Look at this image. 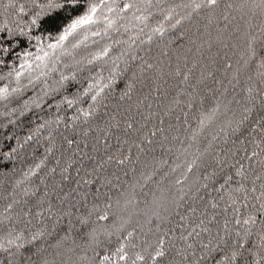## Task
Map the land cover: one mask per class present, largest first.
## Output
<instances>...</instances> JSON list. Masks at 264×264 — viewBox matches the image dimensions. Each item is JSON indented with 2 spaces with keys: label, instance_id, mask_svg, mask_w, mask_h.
Instances as JSON below:
<instances>
[{
  "label": "snow or ice",
  "instance_id": "1",
  "mask_svg": "<svg viewBox=\"0 0 264 264\" xmlns=\"http://www.w3.org/2000/svg\"><path fill=\"white\" fill-rule=\"evenodd\" d=\"M66 3L77 6L79 0ZM53 6L64 4H48ZM151 7L152 0H145L144 9ZM182 7L191 10L186 19L207 11L209 24L220 9L223 26L217 28L215 41L209 36L195 48L191 60L176 53L175 70L166 75L175 81L177 94L162 114L149 113L140 123L130 115L133 109L139 113L149 99L133 102L138 86H147L157 97L161 91L157 79L147 83V73L155 69L160 78L165 76L157 67L163 61L153 63L148 54L135 53L138 35L117 41L128 47L115 58L109 55L112 47L105 46L87 61L88 66L103 63L98 69L90 67L95 71L91 83L57 105L73 112L66 121L54 122L55 134L50 132L47 143L26 157V168L16 166L17 148L0 153V264H264V0H191ZM103 8L113 11L103 0L89 3L58 35L45 38L55 41L47 44L48 50L35 37L43 53L35 59L48 68L43 63L47 58L55 70L57 50L63 54L69 37L101 22L98 11ZM134 8L140 10L125 3L119 11ZM24 11L19 7L20 14ZM237 20L240 27L233 35L243 29L245 41L240 64L255 68L256 76L249 75L241 93L233 94L241 68L229 76L233 65L226 62L225 83L201 60L205 45L208 51L213 43L218 49L230 46L224 33ZM104 22L109 28L114 23L106 17ZM139 33L147 36L139 44L151 46L165 30L160 25L145 33L141 27ZM0 34L27 37L19 41L25 46L33 39L23 29L13 33L7 23ZM191 43L196 45L195 40ZM17 55L24 61L20 69L31 68L27 58L32 53ZM161 56L171 53L162 51ZM21 74L17 72L18 80ZM209 80L212 84L202 87ZM66 81H76L75 74H61V85ZM7 96L8 89H0V99ZM178 110L179 127L165 128L164 118ZM154 117L157 122L149 128ZM33 139L28 136L24 144ZM155 145L174 159L157 160ZM113 236L118 242L114 251L101 250Z\"/></svg>",
  "mask_w": 264,
  "mask_h": 264
},
{
  "label": "trees",
  "instance_id": "2",
  "mask_svg": "<svg viewBox=\"0 0 264 264\" xmlns=\"http://www.w3.org/2000/svg\"><path fill=\"white\" fill-rule=\"evenodd\" d=\"M50 2L53 5L57 3L64 4V7L56 8L53 6L49 8L48 4ZM93 2L100 3L101 0H79L77 6L68 5L66 0H0V27L7 23L13 33L23 29L29 36L33 37L31 43L25 46L24 43L19 41H26L27 37L13 35L8 38L5 34H0V48H10L7 54L0 52V60L4 61V64H0V84L9 78L11 79L12 74L15 72L13 69L17 70L20 64L24 62L22 56L17 55L18 53L22 54L25 51L32 53L27 60L33 55L42 54L36 45L35 37H40L44 41L43 47L47 50V44L55 41L54 39L45 38L58 35L59 31L67 27L72 20L83 15L87 11L88 4ZM103 2L111 5L113 11L109 12L107 8H103L102 13L98 11V15L102 16L101 22L87 30H78L77 35L69 37V40L65 42L64 53L61 54L60 50H57L59 59L54 65L55 70H52V62L46 59L45 62L46 64L48 63V68L41 71V75L35 78L21 77L23 79L18 83L19 89L17 91L8 90L7 99H0V153L7 151L11 147L17 148V168H26L30 162L26 157H31L39 145L47 143L49 133H54L56 128L54 122L58 118L66 121L67 116L72 114V109H67L65 105L60 107H57V105L61 103L65 96L72 98L77 88H84L88 83L92 82L89 77L94 75L95 71H91L90 67L98 69L99 65L103 63V61H97L95 66H88L87 61L96 52H100L105 46H111L112 51L109 55L115 58L116 55H119L121 51L127 48L126 44H117V41L129 40L131 34L135 31L136 37L139 35V39H147L144 33H139L141 27H144L145 33H150L152 28L163 26L165 30L163 38L154 37L151 46L147 44L140 45L139 39H137V43L134 46V51L137 55L144 56L148 54V58L153 63L163 61V63H157V67L161 68L165 73L163 78L158 76L155 69L147 73L148 84H151L153 79H157L161 84V91L158 97L155 92L150 93L147 86H138L140 90L134 96L133 102L138 99L142 100L144 96L149 97L146 104L141 106L139 113L135 109L130 113V115L135 117L137 123H140L144 122V118L149 113L162 114L166 107L171 105L173 96L177 94L175 81L166 75L169 71L175 70L176 53L179 52L181 57L187 55L189 60H191L196 55L195 48L202 41L207 40L209 36L215 41L217 28L223 26V21L219 19L220 9L212 17V24H209L210 14L207 11L199 15H192L191 19H186L185 17L189 15L191 10L182 7V5L190 4L191 0H152V7L147 10L144 9L145 0H103ZM10 3L15 4L16 8L8 7ZM125 3H135L140 10L137 11L134 8L128 12H120L121 5ZM21 6L25 10L23 14L18 12ZM172 9H175L174 13L171 11ZM169 15L172 16V19H165V16ZM142 16H147L148 19H137V17ZM105 17L114 21L111 28L104 22ZM32 19H37V25H31ZM177 19L181 23L176 24ZM257 23H259L258 20ZM174 24L176 25L175 27H173ZM237 27H240L238 20L224 33L226 37L225 43L230 45L229 47L218 49L216 44L213 43L211 51H208L207 45H205V49L202 50L203 59L201 60L202 65L207 64L211 71L215 72L216 79L225 80V83L224 65L226 62L233 65V69L228 72L229 76L237 67L241 68V82L233 94L241 93V89L246 85L249 75L253 77L256 75L255 68H246L240 64V56L243 54L245 41L243 29H241L239 35H233ZM203 30L207 32L205 38L201 36ZM93 32H99L100 35H93ZM192 40L196 41V45L191 43ZM73 44H78L79 46L73 48ZM190 48L193 49V52L188 51ZM162 51L170 52L171 56H161ZM217 52H219V55H217ZM180 63L182 65L183 60ZM169 65H171V68H169ZM121 67H123V64ZM61 74L69 77L75 74L76 81H66L64 86H62L60 83ZM104 74L107 75L106 72ZM196 76H199V71L196 72ZM163 79L168 81L166 86L163 84ZM253 83H255V80ZM211 84L212 81L209 80L202 87H207ZM148 105H151V107H148ZM80 106L86 107L85 104ZM124 106L127 107V105ZM180 115L181 113L178 110L171 118L165 117L164 127H179L177 117ZM156 122L154 117L148 123V127L151 128ZM59 128L64 131V124H60ZM30 135L34 139L28 144H24V141ZM8 137L12 139H8ZM155 148L156 151L153 155L157 160L161 157L165 160L174 159L171 153L163 152L159 145H155ZM16 155L14 154V156ZM5 163L8 162L5 161ZM117 243L115 236H113L110 244L105 241L101 245V250L106 248L108 251H114Z\"/></svg>",
  "mask_w": 264,
  "mask_h": 264
},
{
  "label": "rangeland",
  "instance_id": "3",
  "mask_svg": "<svg viewBox=\"0 0 264 264\" xmlns=\"http://www.w3.org/2000/svg\"><path fill=\"white\" fill-rule=\"evenodd\" d=\"M166 17V16H165ZM157 27V26H156ZM155 28V27H154ZM136 31L134 33L131 34V37H136ZM207 35V32H205V30L202 31L201 36L202 38H205ZM128 47V46H127ZM48 50V49H47ZM50 51V50H49ZM99 53V52H96ZM95 53V54H96ZM35 56L37 55H33L31 58H29L27 60V63L31 65V68H27L25 67L24 69H20V67L17 68V70L12 74L11 79L9 78L8 80H6L4 83L0 84V89L3 88H7L8 90L11 91H17L19 89V82L22 81L21 79H23L24 77L26 78H35L38 75H41V71H43L45 68H43L42 66V62L40 60H36ZM39 56H43V53L40 54ZM47 58H45L46 60ZM45 60L43 61V63H46ZM50 62V61H49ZM48 64V63H47ZM37 65H41V67H37ZM17 72L22 73L19 77V80L17 79ZM256 74V71H255ZM24 76V77H23ZM256 76V75H255ZM23 77V78H21ZM62 101V100H61ZM59 105V104H58ZM85 107V106H82ZM48 124V123H47Z\"/></svg>",
  "mask_w": 264,
  "mask_h": 264
}]
</instances>
